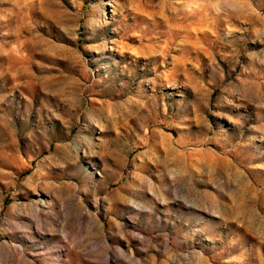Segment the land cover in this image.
I'll return each mask as SVG.
<instances>
[{
    "label": "rangeland",
    "instance_id": "374dc122",
    "mask_svg": "<svg viewBox=\"0 0 264 264\" xmlns=\"http://www.w3.org/2000/svg\"><path fill=\"white\" fill-rule=\"evenodd\" d=\"M0 264H264V0H0Z\"/></svg>",
    "mask_w": 264,
    "mask_h": 264
}]
</instances>
